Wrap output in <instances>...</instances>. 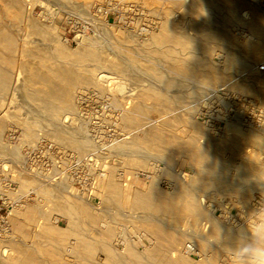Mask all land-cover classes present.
<instances>
[{"label":"rangeland","instance_id":"1","mask_svg":"<svg viewBox=\"0 0 264 264\" xmlns=\"http://www.w3.org/2000/svg\"><path fill=\"white\" fill-rule=\"evenodd\" d=\"M32 1L30 5L27 0H0V27L15 40L14 47L0 45V73L8 77L4 88L0 86V179L4 171L1 163H6L11 171L7 177L13 181L10 187L14 188L5 189L0 183V196L5 193L17 199L31 195L24 205L17 203L7 209L10 232L0 237V264H136L128 249L141 255V264H170L168 249H182L185 242L200 249L203 258L184 255L178 264L188 259L197 264L205 258L209 260L205 264H233L231 248L237 243L230 245L231 238L236 236L238 241L241 231L253 228L248 223L264 225L262 217L248 220L254 213L253 198L264 195V144L255 138L257 133L264 136V116L259 119L254 115L252 123H247L243 112L235 117L239 121L233 129H224L226 123L216 131L208 130L205 136L203 132L211 127L197 120L196 112L208 93L221 86L248 97L264 112V81L256 82L241 63L264 60V55L257 54V49L264 47V3L150 1L156 6L158 33L155 39L144 40L146 37L132 39L116 32L129 31L112 24L107 33H97L88 17L75 12L77 0ZM95 1L90 0L89 14ZM166 17L173 22L168 27L162 23ZM33 23L51 27L54 40L45 39ZM85 23L92 26L91 32H83ZM221 31L229 36L221 37ZM48 44L55 53H48V62L58 71L77 63L84 49L96 50L110 76L103 88L115 93L116 105L122 109L124 139L111 146L118 160L90 191H80L69 183L77 196L73 199L57 190L68 184L67 180L52 183L20 169V141L43 134L39 120L28 112L37 97L25 90V57ZM59 74L55 80L70 79L69 74ZM125 87L131 91L124 93ZM74 89L72 106L78 88ZM197 91L204 93L194 96ZM248 124L256 130L235 129ZM11 130L20 140H6ZM60 145L81 154L94 147L91 140L88 145ZM13 148L19 150L17 156L9 152ZM151 161L160 162L163 169L151 171L149 177L137 176ZM161 177L170 179L171 186L161 185ZM240 186L249 188L247 202L235 191ZM193 197L196 204L190 206ZM122 224L130 233L144 231L150 242L118 245L116 236ZM235 227L225 236L226 230Z\"/></svg>","mask_w":264,"mask_h":264},{"label":"built area","instance_id":"2","mask_svg":"<svg viewBox=\"0 0 264 264\" xmlns=\"http://www.w3.org/2000/svg\"><path fill=\"white\" fill-rule=\"evenodd\" d=\"M150 1L161 4L164 0H96L91 7V15L106 24H112L134 33L139 37H148L158 28L156 6ZM264 3V0H261ZM92 26L85 23L83 32H91ZM264 73V61L257 66ZM130 87L124 88L129 93ZM115 93L108 89L84 88L77 90L73 97L74 110L67 118L85 129L94 147L84 154L76 150L61 146L43 134L34 135L33 139L21 140L20 150L22 161L20 169L26 173L37 175L47 180L65 179L70 185L80 191H90L98 182L107 176L109 168L118 160V156L111 149L112 144L122 141V109L116 105ZM254 110L259 113L254 114ZM243 112H246L243 114ZM243 114V115H242ZM242 115L244 121L252 123L254 115L261 119L264 112L255 107L252 100L231 89L221 86L208 93L202 105L196 112V119L202 124L217 128L230 120ZM257 122H260L259 120ZM7 141L20 140L15 130L8 132ZM264 158V154H263ZM111 161V163H110ZM3 178L0 183L5 189H14L10 185L12 179L10 167L1 163ZM163 169L160 162L151 161L150 167L137 176H151V171ZM1 172V171H0ZM122 174V170L118 171ZM160 184L168 188L172 182L166 177L160 178ZM259 193V192H258ZM31 195H24L17 199L9 198L6 194L0 196V237L8 235L10 226L6 219L7 209L14 204L24 205ZM253 212L248 220L264 217V195L257 194L252 201ZM127 231L124 224L119 227L116 236L118 245L133 241L145 245L150 238L144 231ZM184 252L189 257L200 258L202 252L190 242H185Z\"/></svg>","mask_w":264,"mask_h":264},{"label":"bare ground","instance_id":"3","mask_svg":"<svg viewBox=\"0 0 264 264\" xmlns=\"http://www.w3.org/2000/svg\"><path fill=\"white\" fill-rule=\"evenodd\" d=\"M27 1L30 3V5H32V3H33L32 0H27ZM249 1H254L255 2V0H249ZM89 4H90V0H77V2L75 3V12H82V13H78V14H83L85 17H88V19L87 18L86 19L89 20L93 24V26L95 27V31L97 33H100V34L107 33V30L111 29V27H113V26H111L110 24H106V23L102 22L101 20L93 17L91 15V13L89 14V12L86 11ZM1 14H2V11H1ZM162 23H163V26H166V27H168V26L173 24L172 20L169 19L168 17L163 19ZM32 27L37 29V30H39L41 32V34L44 36L45 39L54 40L55 36H54V33L51 31L52 30L51 27L50 28H43V25L40 24V23H33ZM1 28L2 27H0V45L4 46L6 48L7 47H14L15 46V40H14L13 36L10 33H8V32L2 31ZM16 29L17 28H15V30ZM115 31L116 32H120L123 35L128 36V37H130L132 39L136 36L134 33L130 32V31L129 32H125V31H121L119 29L115 30ZM126 31H127V29H126ZM157 33L158 32H153L151 35H149L148 37L143 38V39L144 40L145 39H151V40L155 39L157 37L156 36ZM77 35L80 38H82V39L83 38H86V39L89 38V36H87V35H82V34H77ZM220 36L225 38V37H228L229 34L227 33V31L226 32L225 31H221ZM210 37H214V35H211ZM63 41H62V43H63ZM41 51H44V52H41ZM21 52L23 53V49H21ZM48 53L49 54L52 53V50L50 48V44L44 46L43 48L38 49V51H33V52L28 53V55L26 56L27 59L25 57V60H27V63L25 65V73L27 71V73H26L27 76H25V78H24V82L26 84L25 90L28 91L30 96L37 97V101L33 102V104L29 105L28 112H29V114H31L30 116L35 117V118H37L39 120V123H41L40 127L42 129L43 134L48 136L49 138H52L53 141L55 140L59 144H63V145H69L70 142H72V143H80V144H83V145H88L89 141H90L88 133L84 132L85 130L82 127L79 128L76 125H74L76 127H73V125L67 121V118L69 117V113L73 109L72 102H71V95L73 93V90H75L74 88H78L76 90H80V89H84L85 87L98 86V87H92V88L104 89L103 87L104 86L106 87L108 85L107 81L110 78V76L104 70V66L105 65H104L103 62H101L99 60V53L96 50L89 51V50H85L84 49L79 54V56L77 57L78 58V62L77 63H75V61L73 60L74 61V65L72 67H66V68L65 67H61V68H59V71L56 70L51 65L52 63L50 64L48 62V59H49V54ZM52 54H55V53L53 52ZM257 54L259 56H263L264 55V47L263 46H261V47H259L257 49ZM263 61L264 60H262L261 62L256 63L254 60H248L247 59L246 61H244L245 63L243 62V60L241 62L242 64H245V66L243 65V67H246L247 71H249L256 78L255 79L253 77L256 82L261 81V80L264 81V77H263V74H262L263 72H259V70L257 69V66L260 63H262ZM7 63L10 64V66L12 65V61L9 60V59H8ZM242 70H243V68H242ZM59 73H61V74L65 73L67 75L69 74L70 75V79H67L65 81L55 80V78L58 75H60ZM6 78H8V77H7V74L5 72L0 73V86H1L2 89L4 88L3 86L6 83ZM166 82H169V80H167ZM75 85H79V87H75ZM241 89H243L242 86H241ZM203 93H204L203 91H197V92L194 93V96H202ZM29 100H30V97H29ZM25 113H26V111H25ZM237 121H239L238 118H234V119L230 120L229 122H227V124L225 125L226 127H224V129H226L227 127H228L227 131L230 130V129H233V127H236V126H233V125L234 124L237 125V123H238ZM262 121H264V120H262ZM241 127H243V126H241ZM81 129H82V131L84 133L80 132ZM235 129H238L239 131L246 130L248 132H252L253 130H256L251 125L249 126V124L244 129L239 128L238 126ZM251 129H253V130H251ZM208 130L209 131H216V128L206 129V131L203 132V134L205 136H207V131ZM239 131H237V132H239ZM255 138H257L259 140L260 144H264V136H260V134L257 133V136H255ZM230 141L234 142L233 139H231ZM230 141L227 140V143H230ZM17 150L18 149H14L13 148V149H10L9 152L12 155L17 156L18 153H19V152L17 153ZM263 160H264V158H263ZM52 183H53V181H52ZM47 184H49V183H47ZM247 184H249V182ZM54 185H52V186L54 187ZM63 185L61 187L59 186V188H57V190L61 189V191L65 192L66 198L68 197L67 199H73V197H75V195H74L75 193H73L72 188H69L70 187L69 186V181H68V184L66 183V185L65 184H63ZM109 185L111 187V184H109ZM179 185H180V183H179ZM256 186L254 188H256ZM151 187H153V186H151ZM258 187H257V189H259ZM181 188H182V186H181ZM261 188L263 189V187H261ZM4 191L5 190L3 189V192ZM235 191L237 192L238 197L240 198V200L247 202V199L249 197V188L248 187L240 186V187L236 188ZM3 194H5V193H3ZM75 198H77V196ZM80 199H82V198L80 197ZM138 204H139V202H138ZM195 204H196V198L193 197V200L190 202V206H195ZM75 205H77V204H75ZM143 206H146V205H143ZM81 207L82 206H80V208ZM221 214L224 215V212L221 213ZM224 216H228V215L225 214ZM262 219L264 221V217H262ZM252 221H256V220L253 219ZM249 222H251V221L249 220ZM248 224L253 226V227H258L256 225V222H253L252 224L251 223H248ZM103 225H105V224H103ZM167 226H169V224H167ZM236 227L232 228V229H229V230H226L225 231V236L230 234L233 230H236ZM105 230H108V229H105ZM179 231H181V229ZM235 238H236V236L231 238V240L229 241L230 245H236L235 243H237L238 241H236ZM125 245H126V243L124 244V246ZM183 247H184V245H183ZM215 247H217V246H215ZM182 249H178V248H175V247H172V248L168 249V251L170 250V256H171L169 259L172 258L169 261L170 264H178L179 261H181V258L184 255H185V257L188 256L184 252V250H182ZM128 254H130V255H132L134 257V262L136 264H141V255L139 253L134 252L131 249H128ZM116 258L119 260V259H122V256L116 255ZM166 258H165V260H166ZM201 258H203V256H201ZM212 258H213V256H212ZM210 260H211V258H210ZM208 262H209V260L207 261L206 258H205L204 261H201V262H199L197 264H205V263H208ZM194 263H196V262H194V261L192 262V260H189V259H188V261L186 260V261L182 262V264H194Z\"/></svg>","mask_w":264,"mask_h":264},{"label":"clouds","instance_id":"4","mask_svg":"<svg viewBox=\"0 0 264 264\" xmlns=\"http://www.w3.org/2000/svg\"><path fill=\"white\" fill-rule=\"evenodd\" d=\"M231 251L233 264H264V225L241 231Z\"/></svg>","mask_w":264,"mask_h":264}]
</instances>
